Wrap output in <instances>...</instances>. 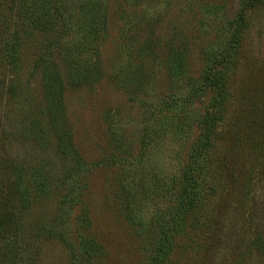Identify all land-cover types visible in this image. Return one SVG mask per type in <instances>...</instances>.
<instances>
[{
  "label": "rangeland",
  "instance_id": "1",
  "mask_svg": "<svg viewBox=\"0 0 264 264\" xmlns=\"http://www.w3.org/2000/svg\"><path fill=\"white\" fill-rule=\"evenodd\" d=\"M250 5L249 0H105V32L98 18L96 30L74 26L70 35L60 36L31 29L9 0H0V167L49 179L46 193L32 190L24 214L16 196L8 201L14 186L8 181L0 186V205L8 202L6 208L15 212L10 240L23 246L18 264H68L62 233L74 242L85 238L101 245L103 255L96 264H147L148 250L159 239V224L174 207L170 180L186 163L199 131L166 108L141 159V139L151 120L144 105L167 102L179 92L185 95L211 65L212 54L226 51L238 38L228 84L233 97L226 116L229 126L217 133L212 152L223 169L216 197L202 210L216 213L224 194L226 155L241 153L239 138L264 115V0ZM239 28L243 32L237 34ZM81 41H95L84 55L98 59L101 73L90 85L74 88L67 79L68 62ZM147 41L155 45L154 52L138 53ZM172 45L188 49L187 63L177 76L167 66ZM51 48L64 80L67 128L85 161L76 179L79 189L70 196L79 198L70 200L71 207L64 201L73 181L61 183L71 162L59 155L44 117V79L36 67ZM130 82L142 91L139 96L132 94ZM207 103H196L195 110L202 113ZM128 210L135 213V221L128 218ZM203 257L201 250L179 249L171 264H203Z\"/></svg>",
  "mask_w": 264,
  "mask_h": 264
},
{
  "label": "trees",
  "instance_id": "2",
  "mask_svg": "<svg viewBox=\"0 0 264 264\" xmlns=\"http://www.w3.org/2000/svg\"><path fill=\"white\" fill-rule=\"evenodd\" d=\"M9 1L26 25L43 34L70 35L74 26H85L88 31L96 30L95 21L98 18L101 30L106 31L105 0H74L73 4L65 0ZM261 1L249 0V4L256 7ZM242 32L243 28L237 30V34ZM237 40L226 51L212 54L211 65L199 79L193 80L185 95L179 92L167 102L161 101L156 106L148 103L144 105L148 108L151 120H148L141 139V159L145 158L147 148L157 136V117L166 108L177 111L179 119L189 120L190 125H195L199 131L191 144L186 163L180 173L170 180L174 207L170 216L163 218L159 224V239L154 248L148 250L147 264H171L176 250L190 248L203 251V264H264V115H261L259 125L255 124L248 134L239 138L238 142L244 147L241 153L231 152L226 155L224 194L216 205V213L202 211L205 210L204 204L216 197V181L223 169L222 161H214L212 152L217 133L224 126H229L230 120L226 116L230 114L233 97L228 84L229 75L235 67L234 56L239 46ZM91 43H76L75 55L69 59L68 69L71 71L67 79L74 88L90 85L95 75L101 73L98 59H89L84 55L95 41ZM52 47L56 45L52 44ZM153 47L155 45L147 41L137 52H154ZM182 47L183 50H180V47L172 45L167 58L168 70L175 76L180 67L187 63L188 49L184 45ZM51 52L52 48L41 55L36 67L42 70L44 79V117L54 134L59 155L71 162L61 181L62 185L73 181L64 201L70 205V200L72 202L79 198L70 196L77 192L76 179L84 172L85 161L74 147L70 128H67L64 80ZM130 83L132 94L139 96L142 91L138 92L139 88L136 89ZM202 100H208V103L201 113L195 110V105ZM35 137L39 141L40 137ZM3 168L0 167V186L7 185V181L14 186L15 189L8 192V201L16 196L20 201L19 213L24 214L30 207L32 190L38 194L46 193L49 179L41 175L40 178L28 177L17 167H12L11 173ZM208 185L210 189L207 191ZM6 205L9 203L0 205V264H18L23 246L10 240L14 238L10 227L15 212L6 208ZM134 214L128 210L127 216L135 221ZM60 238L69 252L68 264H96L97 259L103 255L102 246L92 239L83 238L74 242L64 233Z\"/></svg>",
  "mask_w": 264,
  "mask_h": 264
}]
</instances>
